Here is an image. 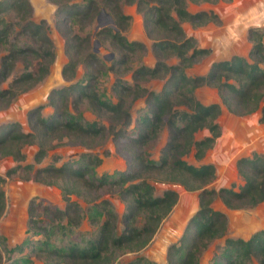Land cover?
Returning <instances> with one entry per match:
<instances>
[{
    "label": "trees",
    "instance_id": "obj_1",
    "mask_svg": "<svg viewBox=\"0 0 264 264\" xmlns=\"http://www.w3.org/2000/svg\"><path fill=\"white\" fill-rule=\"evenodd\" d=\"M49 1L56 6V28L65 39L68 60L61 76L69 84L49 92L46 105L53 108L50 115L42 114L45 104L28 111L29 131H23L18 122L0 125V158L11 157L17 163L5 176L0 175V217L6 206L2 187L5 177L22 168L27 173L25 180L57 186L61 190L63 209L45 206L42 213L71 228L79 227L86 216L94 231L87 240L57 247L49 240V230L34 218L36 210H40L31 203L28 229L33 228L34 234H41L44 239L27 240L26 244L7 251L22 253L30 246L32 253L47 260L45 264H115L120 254L137 253L148 246L176 205L179 196L173 186L179 185L187 191H198V209L189 218L180 239L168 246L166 264H198L199 254L213 240L224 236L220 260L215 259L214 264H252L253 260L255 264H264V230L254 232L247 239L227 237V216L212 207L215 199H220L227 209L235 210L264 203V156L253 152L250 157L237 159L236 169L243 179L237 189L233 184L218 189L210 187L215 179V166L212 163L194 165L185 159L192 153L196 160H201L213 147L221 135L217 122L221 105L236 116L259 110V123L264 122V27L248 30L251 48L247 57L233 55L214 61L206 73L189 76L186 68L208 55L210 49L198 47L181 24L189 22L197 27L210 21L218 23L219 18L208 11L192 13L187 3L220 0ZM121 2L135 4L142 14L145 33L152 39L151 50L156 59L152 66L141 64L131 68L128 65L135 51L145 46L123 35L131 17L123 13ZM101 10L112 18L114 26H103L94 38L99 43L108 42L116 51L107 69L115 75L112 91L117 102L102 98L96 88L98 77L106 68L90 47L92 35L74 30L78 25L80 32L85 31ZM47 30L44 20L33 19L30 0H0V52L5 49L0 56V110L8 108L19 94L32 89L48 75L55 52ZM173 57L177 62L168 63ZM80 63L85 67L83 77L72 81ZM18 64L21 71L13 74ZM129 72L132 84L123 78ZM150 80H161V88L155 91L140 85ZM203 86L214 88L220 103H202L195 91ZM125 98H143L146 106L136 120L134 135L127 132L131 115L125 107ZM83 101L97 119L81 122L74 117L70 110L78 108ZM162 128L167 130L166 141L158 160H152L144 146L157 139ZM201 130L208 134L197 139L195 134ZM107 135L124 141L129 161L123 171L93 177L94 167L102 160L92 153L69 157L60 165H57L60 158L55 156L48 165L37 166L50 150L64 145L65 139L91 150ZM27 145L36 146L33 163L21 165L25 160L23 148ZM156 183L168 187L156 194ZM105 193L117 194L124 203L121 215L104 197ZM73 196L86 204L85 211ZM119 220L121 230H118ZM2 260L0 250V263ZM29 262L28 257H19L8 264ZM125 264L158 263L138 256Z\"/></svg>",
    "mask_w": 264,
    "mask_h": 264
},
{
    "label": "rangeland",
    "instance_id": "obj_2",
    "mask_svg": "<svg viewBox=\"0 0 264 264\" xmlns=\"http://www.w3.org/2000/svg\"><path fill=\"white\" fill-rule=\"evenodd\" d=\"M87 1L73 0L75 3H86ZM30 2L33 6V19L35 21L44 20L48 26L47 33L54 43L55 59L50 66L48 75L44 79L32 89L19 94L8 108L0 110V125L6 122H18L25 132L29 131L27 123L28 111L35 106L45 104L42 109V114L43 116L50 115L53 113V108L46 105L49 92L53 88H59L69 84L61 76L62 67L67 62L68 57L65 52L64 36L56 28L55 24L57 19L55 15L56 6L49 0H30ZM121 8L124 14L131 17L129 26L123 32V35L128 40H137L140 42L141 40L139 38L142 36L144 39V43H142L145 46L143 50L135 51L128 65L131 68H136L141 64L152 66L156 59L151 50L152 39L145 33L142 14L137 11L135 4L121 2ZM187 9L192 13L197 11L213 12L219 18L218 23L210 21L197 27H193L189 22H183L181 24L185 34L192 36L198 47L210 49L208 55L203 56L192 66L186 68L185 72L189 76L206 73L214 61L226 60L233 55L247 57L251 48V42L248 39V30L250 28L262 29L264 27V3H258V6L253 8V0H220L216 3L188 2ZM111 19L101 10L100 15L96 17L95 21L85 31L80 32L78 25L74 26V30L83 35L88 32L92 35L93 38L90 47L93 52L97 53L100 61L106 68L98 77L96 88L102 98L117 102V98L112 91L115 75L107 69L112 62V58L116 57V51L108 42L99 43L94 38L96 31L103 26H114ZM1 52L4 53L5 49L1 50ZM1 52L0 56L2 54ZM176 62L177 59L174 57L168 60L170 64ZM20 67L18 64L13 74L20 72ZM84 72L85 67L80 63L76 69V76L72 81L81 79ZM123 78L129 84H132L130 72L124 75ZM162 83L161 80H150L141 82L140 85L158 91ZM195 95L204 104L213 102L220 103L216 90L211 87H200L195 91ZM125 107L131 115V124L127 127V132L130 135H134L136 132V120L146 110L144 99L137 98L132 100L125 98ZM70 111L81 122L97 119L85 101L81 102L78 108L71 109ZM257 112L259 113L260 111L258 110L246 116H236L230 113L224 105H221V113L217 118L221 135L216 139L213 147L207 150L201 160H196L192 153L185 157L189 163L194 165L212 163L215 166V179L210 184V187L218 189L219 187H230L233 184L234 189H237L243 184V179L237 172L236 164H234L235 161L240 157H250L253 152L264 156V125L256 122L261 114H257ZM104 122L108 126V122L106 120ZM253 131L257 133L254 139H258L263 143L262 152L253 150ZM207 134L208 132L206 130H201L195 134V137L200 139ZM166 136L167 130L162 128L158 138L144 146V150L150 159L158 160L160 150L166 141ZM64 141V145L50 150L45 159L37 166L48 165L55 156L60 158L57 163V165H60L62 161L80 153H92L101 158L102 162L100 165L93 169V177H97L102 173L110 174L114 171H123L128 166L129 155L124 148V141L122 139L114 140L111 135H107L105 138L99 140L97 145L91 150L84 149L76 143L69 142L67 139ZM35 151V145L25 146L23 148L25 160L20 164L33 163ZM16 166L17 163L11 157L0 158V175L5 176L8 169L15 168ZM26 175L25 170L17 168L16 173L5 177L2 186L5 192L6 206L3 215L0 217V250L3 256L0 264H8L10 260L19 257L29 258L30 262L25 264H45L47 262V260L32 253L30 246L25 247L22 253L7 251L21 243L26 244L27 240L35 241L44 239L41 234H34L33 228L28 229L29 206L31 203L32 206L40 210H36L34 218L40 226H44L49 230V240L57 247H64L72 241L87 240L94 231V227L89 224L86 216L79 227L71 228L64 227V222L56 221L52 216L42 213L41 209L45 206L51 209H63L65 203L62 199L61 190L57 186L44 185L30 179L25 180L24 177ZM167 187L165 184L156 183V194H160ZM173 188L178 192V201L171 213L163 220L148 246L137 253L120 254L116 258L115 264H125L138 256H142L158 264H166L168 246L176 243L180 239L189 218L198 209V191H187L179 185H175ZM104 197L112 202L117 214L121 215L124 209V203L118 198L117 194L105 193ZM72 199L77 198L73 196ZM77 200L85 211L86 204L81 199ZM219 201L220 199H215L212 203V207L216 210L223 208ZM249 209L251 208L238 210L225 208L227 219L231 215L234 221L230 233H227V237L243 239L246 237L243 232H238L237 230L242 229L240 223L242 217L240 214L247 212ZM253 214V228H256L257 231L264 230V203L253 207ZM121 228L122 224L119 220L118 230H121ZM173 228L177 229L175 233H173ZM169 234L171 235L169 236ZM225 238L226 236L213 240L199 254L198 264H214L215 259L220 260L218 258L222 252ZM252 264H255L254 260Z\"/></svg>",
    "mask_w": 264,
    "mask_h": 264
},
{
    "label": "crops",
    "instance_id": "obj_3",
    "mask_svg": "<svg viewBox=\"0 0 264 264\" xmlns=\"http://www.w3.org/2000/svg\"><path fill=\"white\" fill-rule=\"evenodd\" d=\"M258 3H264V0H253V8H255V7H257L258 6ZM140 40H141V42H143L144 41V39L142 38V36H140V38H139ZM262 41H263V43H264V35L262 36ZM144 43V42H143ZM218 103V102H217ZM257 114H260V112L258 113L257 112ZM261 115V114H260ZM258 117V116H257ZM260 117V116H259ZM259 117L257 118V121L256 122H258L259 123ZM259 124H262V125H264V123H259ZM253 150H258L259 152H262L263 150V143L261 142V141H259L258 139H254L255 137H256V135L255 134H257V133H254V131H253ZM252 144V143H251ZM234 164H236V161H235V163ZM219 203L223 206V208H219L218 210H220V211H223L224 213L226 212L225 211V206L223 205V203L221 202V200L219 201ZM227 209V208H226ZM240 216L242 217L243 215L242 214H240ZM253 208H251L250 210H249V213H248V216H247V221L246 220H244L243 219V217H242V219L240 220V223H241V227H242V229H240V230H237L238 232H243L245 235H246V237L244 238V239H246V238H249L254 232H256L257 230H256V228H253ZM228 219H229V224H228V229H229V233H230V229H232V225H233V223H234V221L232 220V218H231V215H230V217H228ZM244 230V231H243ZM247 233V234H246Z\"/></svg>",
    "mask_w": 264,
    "mask_h": 264
},
{
    "label": "water",
    "instance_id": "obj_4",
    "mask_svg": "<svg viewBox=\"0 0 264 264\" xmlns=\"http://www.w3.org/2000/svg\"><path fill=\"white\" fill-rule=\"evenodd\" d=\"M105 15H107V16L109 17V19H111V17H110L108 14L105 13ZM111 21H113V20L111 19ZM246 209H247V208H246ZM249 210H250V209H249ZM249 210H247V212H243V214H242V215H243V216H242L243 219L246 220V221H247V219H248L247 216H248ZM253 215H254V214H253ZM231 218H232V217H231ZM255 218H256V217H255ZM256 223H257V222H256ZM253 227H254V226H253ZM176 231H177V229H176V228H173V233H175ZM170 235H171V234H169V236H170Z\"/></svg>",
    "mask_w": 264,
    "mask_h": 264
}]
</instances>
